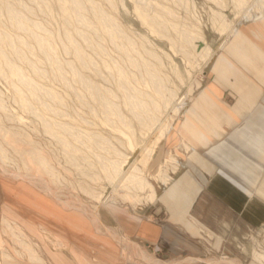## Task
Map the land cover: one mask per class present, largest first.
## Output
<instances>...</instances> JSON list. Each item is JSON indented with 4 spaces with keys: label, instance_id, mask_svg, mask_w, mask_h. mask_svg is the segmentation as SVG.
Returning a JSON list of instances; mask_svg holds the SVG:
<instances>
[{
    "label": "rangeland",
    "instance_id": "1",
    "mask_svg": "<svg viewBox=\"0 0 264 264\" xmlns=\"http://www.w3.org/2000/svg\"><path fill=\"white\" fill-rule=\"evenodd\" d=\"M262 7L257 0H0V264H50L43 250L62 245L41 226L42 235L35 231V208L83 222L111 239L129 263L154 264L108 233L125 236L122 223L129 215L156 203L148 201L151 189L128 180L123 187L131 196L116 192L105 204L97 201L114 166L131 153L123 132H132L139 147H155L133 174L160 195L167 185L163 177L173 178L186 166L191 150L170 135L207 82L210 65L184 55L181 37L202 29L219 53L233 35L222 41L220 22L264 20ZM172 38L178 40L175 48ZM158 91L160 118L171 126L154 146L156 132L147 127L157 115L150 97ZM175 93L185 102L177 114ZM117 206L122 219L108 211ZM96 213L100 220L93 219ZM203 237L216 247L214 235ZM242 237L218 250L205 245L204 257L162 258L154 247L137 244L161 264L191 258L259 264L253 252L264 249V226ZM225 247L235 255L226 256ZM196 263L210 264H183Z\"/></svg>",
    "mask_w": 264,
    "mask_h": 264
},
{
    "label": "crops",
    "instance_id": "2",
    "mask_svg": "<svg viewBox=\"0 0 264 264\" xmlns=\"http://www.w3.org/2000/svg\"><path fill=\"white\" fill-rule=\"evenodd\" d=\"M237 27L210 62L207 82L187 104L170 135L191 150L186 166L173 178L169 174L155 204L131 213L122 223L125 236L108 231L118 242L146 255L145 262L154 258L140 245L154 247L162 258L204 257L205 245L218 250L264 226V20ZM229 95L235 98L232 102ZM35 210L40 214V221L33 223L35 231L42 235L45 229L62 242L61 246L47 244L43 250L50 264H136L119 257L111 239L93 234L83 222L47 214L44 208ZM115 210L108 208L112 216L122 219L121 209ZM204 234L214 235L216 247L214 240L202 239ZM255 251L264 254V249ZM223 252L235 255L226 247ZM254 252V259L264 264ZM227 262L241 264L233 259L222 264Z\"/></svg>",
    "mask_w": 264,
    "mask_h": 264
},
{
    "label": "bare ground",
    "instance_id": "3",
    "mask_svg": "<svg viewBox=\"0 0 264 264\" xmlns=\"http://www.w3.org/2000/svg\"><path fill=\"white\" fill-rule=\"evenodd\" d=\"M257 1H259V2L262 1V3H263L262 10L264 11V0H257ZM249 12L250 11H248L247 13H249ZM139 15L143 18L145 23L149 24L150 21H149V18H148V15L146 14V12H142L139 10ZM217 16L222 17L221 14H217ZM161 23H165V20H162ZM237 25H238V23H234V22H231V23H226L225 21L220 22L219 31H220L222 41H225V42L227 41V39L238 28ZM181 38H183L184 41L180 44L181 45L180 49H181V51H183L184 55H186L188 57L191 55H194L195 57H199V58H201L200 60L203 61L204 65H206L208 62H211L212 59L218 54V50L215 51L209 45L207 38L205 37V34H204L202 29H197L196 31L194 30V32L192 31L190 34H186L185 36H182ZM171 42H172L173 47L175 48V46H177L178 40H174L172 38ZM188 47L190 48V50H188ZM197 64H198V62H197ZM153 82H155V81H153ZM155 84H156V82H155ZM157 87H159V86H157ZM178 96H179V93H175L173 95V99L177 98L175 101V104H174V110H175L176 114L182 107H184V103H185L184 98H180L181 96L178 98ZM147 97L149 98L148 95H147ZM159 97H160V92H159L158 96H156V94H155L154 96L150 97L152 99V102L154 103V106H155L154 110H155V112H157V115H158V116L155 115V117L150 120L151 123L147 127L148 131H150L151 133L156 132L157 137H156V143L154 144V146H156L157 143L166 135V133L168 132V130L171 126L170 122H168V121L166 122V120H163L162 118H160V116H161L160 111L161 110L159 108V104L157 103V100ZM171 102H172V100L169 101L168 105L171 104ZM140 105H142V104H140ZM146 113H147V111H146ZM118 115L121 116L120 114H118ZM139 117H140V115H139ZM123 133L126 135L125 137H127L128 144L131 148V153L124 155L123 159L120 162H118V163L115 162V163H117L116 165L113 163L115 166L113 168L112 173H110L111 175L109 174L110 176H109V180H108L109 181L108 187H106L105 190H103L101 193H99L97 195V201L101 202L102 204H105V203H107V201L110 200V198H112V196L116 192H117V194H119L120 196H123V197L131 196L129 193H126V191L124 190V187H123V182H125V181L128 182V180H129L130 182H133L135 184L138 183V184L147 185L151 189V196L149 199H152V200H148V201L155 202L157 199V192H156L155 187L151 183L148 184L146 181L143 183L142 181H140V179L138 180V178L135 177L133 174V172L138 171L136 169L138 161L143 160L144 162H148V157H150V159L152 158L153 153L155 151V147H150L148 145H146L145 147L143 146V148L139 147V144L136 143L134 140L135 137H134V134L132 132H123ZM24 141H26V140H24ZM126 143H127V141H126ZM138 148H142V149L139 150ZM34 150H36V149H34ZM146 156H148V157H146ZM166 170H168V169H166ZM167 177H169V176L163 177L164 182L167 180ZM136 197L135 198L130 197V198H132L136 201H139V202L142 201L141 199H138V198H140V196L138 198H136ZM93 216H94L93 219L100 220L98 213L94 214ZM118 235L121 237L120 234H118ZM25 239H26V237H25ZM27 248L29 249V247H27ZM254 255L258 261H264V254L258 253L257 251H255ZM141 256L143 259H146V260L148 259V257L142 253H141ZM149 261H150V263L152 262L154 264H161V262L157 259H149ZM229 263H230V261H229ZM227 264H228V262H227Z\"/></svg>",
    "mask_w": 264,
    "mask_h": 264
}]
</instances>
